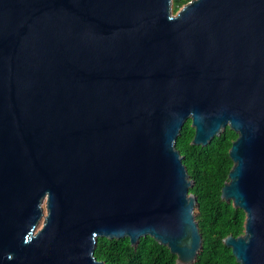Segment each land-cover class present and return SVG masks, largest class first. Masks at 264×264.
I'll return each mask as SVG.
<instances>
[{"label":"water","instance_id":"1","mask_svg":"<svg viewBox=\"0 0 264 264\" xmlns=\"http://www.w3.org/2000/svg\"><path fill=\"white\" fill-rule=\"evenodd\" d=\"M187 120L194 146L236 134L220 198L244 233L223 244L264 264V0H0V264L145 237L192 264Z\"/></svg>","mask_w":264,"mask_h":264},{"label":"trees","instance_id":"2","mask_svg":"<svg viewBox=\"0 0 264 264\" xmlns=\"http://www.w3.org/2000/svg\"><path fill=\"white\" fill-rule=\"evenodd\" d=\"M190 0H172L175 14ZM194 130L187 120L176 139L175 148L193 187L189 194L196 198L194 220L201 235V250L192 264H238L224 238L244 233L245 214L220 194L232 167L229 149L236 134L228 127L204 147L191 144ZM94 258L102 264H176V257L152 238H141L136 246L129 239L98 238Z\"/></svg>","mask_w":264,"mask_h":264},{"label":"rangeland","instance_id":"3","mask_svg":"<svg viewBox=\"0 0 264 264\" xmlns=\"http://www.w3.org/2000/svg\"><path fill=\"white\" fill-rule=\"evenodd\" d=\"M43 207H44V205H43ZM44 214H45V208H44ZM41 223H42V221L40 222V225L38 226V228L41 227Z\"/></svg>","mask_w":264,"mask_h":264}]
</instances>
